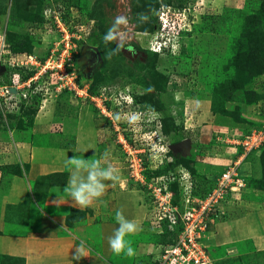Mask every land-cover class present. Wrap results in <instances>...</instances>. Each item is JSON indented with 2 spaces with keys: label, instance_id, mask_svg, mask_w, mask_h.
<instances>
[{
  "label": "rangeland",
  "instance_id": "374dc122",
  "mask_svg": "<svg viewBox=\"0 0 264 264\" xmlns=\"http://www.w3.org/2000/svg\"><path fill=\"white\" fill-rule=\"evenodd\" d=\"M59 1L69 11L66 22L61 20L64 31L58 26L57 19L45 16L48 15L45 12L49 13L48 7H56ZM167 1L0 0L1 60H9L19 54H31L39 58L43 65L55 67H47L43 77L40 76L35 82L36 86L43 85L45 81L52 83L48 89L45 87L44 94L39 97L40 101L37 97L39 102L35 103L32 98L16 94L11 98L14 100L4 105V109L0 108V139L31 140L35 118L41 109L42 115L50 118L49 122H45L47 130L76 134L80 130L89 132L95 139L96 149L99 148V151L96 150L98 158H103L101 145L110 146L111 150L106 151V158L101 163H110L116 169L125 171L127 178L130 158L140 155L143 161L149 163L163 157L167 143H175L183 129H189L193 137L199 135L201 130L210 133L209 139L199 135L200 141L192 143L187 153H177L180 161L194 165V169L195 162L203 159L206 154L208 157L214 156V148L238 150L240 156V148L229 142L231 137L264 128V0H197L200 6L197 8L198 13L191 15L190 32L179 37L171 50L158 54L157 58L149 55L145 61L134 64L135 67L152 65L154 60L157 68L167 76L165 88H157L161 91L154 93V105L135 104L131 101L127 106L113 108V114L105 115L99 112L89 96L86 99L78 97L71 73L73 52L84 41L87 33L93 31L91 37L105 39L107 49L116 48L114 44H123L131 38L143 46L146 40L143 43L140 38H135V30L151 31L150 23H157L159 6ZM40 17L44 20L41 21ZM88 18H94L96 25L83 28L82 23H86ZM194 23H197L195 27ZM31 34L35 37H27L28 40L32 39L31 52H16L18 47L26 49L21 43L25 36ZM59 53L62 54L61 63L56 58ZM68 56H72L70 64L67 63ZM133 63L131 61L126 65L131 68ZM58 64L62 69L67 66L68 73L59 80L60 83L56 81ZM163 74L156 77L161 79ZM149 76L152 78V74ZM4 77L8 78V75ZM45 85L48 87L47 83ZM58 85L59 89L56 88ZM163 99L164 103L169 100L171 105L162 107ZM132 114H137L138 119L130 120ZM117 115L119 119H116ZM160 116H163L161 120ZM262 148L251 153H260ZM247 155H241L240 158L243 160ZM201 162L209 163L205 160ZM254 162H257L255 171L258 176L247 179L248 185L241 192V203L247 197H252V188H257L256 181L263 177L260 156ZM221 163L207 172H221L225 167ZM65 167L60 172L42 174L31 179L36 202L29 193L16 209L25 211V214L21 213L20 219L30 230L39 228L44 212L65 215V223L56 227H59L58 231L62 234L76 233L78 242H86L88 247L98 253L103 243L101 233L104 224H114L113 221H116L113 212L92 218L90 209L46 205L52 196L68 195L64 191L69 176L68 166ZM12 169L14 173H21L19 165ZM152 171L146 170L145 176L152 179L156 176ZM128 181L146 195L147 204L152 206L148 188L133 179L128 178ZM150 218L149 215L145 219L144 224H147L143 231L128 237L134 253L126 255L123 252H112L108 260L110 264L137 263L135 250L145 242H152L161 250L162 246L155 238L156 226ZM241 248L246 253L252 251L247 242ZM146 259L147 256L143 258ZM250 261L252 264H264V251L256 252Z\"/></svg>",
  "mask_w": 264,
  "mask_h": 264
},
{
  "label": "crops",
  "instance_id": "0c3cea01",
  "mask_svg": "<svg viewBox=\"0 0 264 264\" xmlns=\"http://www.w3.org/2000/svg\"><path fill=\"white\" fill-rule=\"evenodd\" d=\"M49 121L50 118H45L40 109L35 118L31 140L0 139V264H6L2 262L3 257H9L13 264H110L108 260L112 250L108 238L118 226L116 221H113L114 224L112 222L104 224L101 251L96 253L86 242H83L82 251L77 252V246L81 244L76 239L77 234H62L58 231L59 227L58 229L56 227L65 223V215L44 212L39 228L33 230L27 229L28 225L20 219L21 213L23 215L25 211L17 210L16 206H19L29 193L33 195L31 179L64 170L65 166H68L66 161L78 155L103 162L106 158L105 153L107 155L106 151L111 150L110 146L101 145L103 158L100 159L96 155L99 148L96 149L95 139L89 132L84 133L80 130L76 134L69 131L61 133L47 130L45 122ZM219 129L220 127L217 130ZM199 135L210 138L207 131L201 130ZM199 135H196L198 142L201 138ZM213 150L214 156L208 157L206 154L203 159L195 162L196 173L217 175L221 172L207 171L221 162L226 167L238 160L241 175L258 176L255 171L257 162L254 161L258 159L260 153L248 154L242 160L239 158L238 150L220 148ZM204 160L209 163H202ZM17 165L21 167L20 174L13 172L12 168H17ZM68 171L70 175L69 167ZM117 172L120 179L106 180L104 193L89 206L76 205L69 195L55 198L52 196L46 205L56 208L73 206L78 209H90L92 218L111 212L115 216L116 212L120 211L126 219L139 225L136 232L143 231L147 224H144V221L151 211L150 204L146 202L147 197L128 181L125 171L117 169ZM252 190V197L242 200L244 203H241V194L244 190L240 194L230 193L223 202L224 214L210 227L205 243L217 264H252L251 256L253 258L256 252L264 251V190L258 188ZM32 197L36 202L34 195ZM234 198H238L237 201L233 200ZM246 242L252 248L251 253H246L241 248ZM158 250V246L152 242H145L135 250L137 262L135 264L153 263L160 254ZM146 256L148 259L143 260Z\"/></svg>",
  "mask_w": 264,
  "mask_h": 264
},
{
  "label": "built area",
  "instance_id": "2783aa9c",
  "mask_svg": "<svg viewBox=\"0 0 264 264\" xmlns=\"http://www.w3.org/2000/svg\"><path fill=\"white\" fill-rule=\"evenodd\" d=\"M199 6L197 0H168L158 8L155 29L151 31L135 30L137 35L135 38H140L143 43L146 40L142 46L144 49L163 54L172 49L169 45L173 36L180 29L190 30L191 15L198 13L197 8ZM47 10L49 13L45 12L48 14L45 16L54 20L57 19L58 26H61V30L64 31L61 20L66 22V6L59 1L56 2V7L49 6ZM135 42H137L136 39ZM70 53L72 54V52ZM1 58L0 51V66L7 67L8 78H5L0 72V108L4 109V105L10 100H14L11 98L16 94L24 98L40 97L44 94V90L52 84L45 81L43 85H35L36 80L40 76L43 77L48 67V64L43 65V62L41 63L35 55L19 54L18 57L14 56L6 61H2ZM56 58L57 60L60 59L61 63L62 54L59 53ZM67 58V63H69L72 56ZM21 67H24V70L18 69ZM58 67L59 73H57L58 80L56 81L60 83L59 80L63 76H67L68 73L66 71L67 66L62 69L61 65L58 64L56 65L57 70ZM52 68L55 67L49 69ZM55 77L56 75L53 79ZM45 83L48 84V87ZM10 87H15L16 93H12ZM56 88L59 89L60 86L58 85ZM183 130L182 133L180 132L182 139L190 138L192 143L198 142L195 140L197 134L194 131L192 133L195 134L196 138L190 134L189 129ZM229 142L240 148V158L241 155H247L262 148L264 128L254 129L251 133L244 135H234ZM167 144L163 157L146 163L143 161V157L135 155L130 158V164L127 168L128 178L144 184L150 191L152 197L150 220L158 229V233L163 232L164 221L168 224L169 229L178 230L177 236L172 238L171 242L160 243L162 246L160 254L151 264H217L205 243V239L211 225L224 214L223 202L228 195L230 193L240 194L246 187L245 178L239 172V161L228 164L217 175L193 173L187 167L179 165L173 170L154 176L152 179L147 178L145 176L146 170H156L174 161V156L170 153L169 146L171 143L168 142ZM174 183H177L180 189L177 203L174 202L175 192L172 189Z\"/></svg>",
  "mask_w": 264,
  "mask_h": 264
},
{
  "label": "flooded vegetation",
  "instance_id": "af4514ba",
  "mask_svg": "<svg viewBox=\"0 0 264 264\" xmlns=\"http://www.w3.org/2000/svg\"><path fill=\"white\" fill-rule=\"evenodd\" d=\"M95 23L94 18H88L82 26L92 28ZM92 32L87 33L84 41L73 52L71 73L74 76L75 89L79 93L78 97L86 99L89 96V100L94 102L99 112L105 115L113 114V108L127 106L131 101L135 104L154 102V93L160 90L150 83L148 67L134 66L135 63L137 65L148 58L147 51L133 40L124 41L123 44L118 42L117 45L114 44L116 48L107 49L105 39L99 41L91 37ZM131 61L134 63L130 68L126 63ZM4 67L0 72L6 76L7 67ZM18 69L22 71L24 67ZM167 101L164 103L163 99V105H171L169 100Z\"/></svg>",
  "mask_w": 264,
  "mask_h": 264
},
{
  "label": "clouds",
  "instance_id": "9594fccd",
  "mask_svg": "<svg viewBox=\"0 0 264 264\" xmlns=\"http://www.w3.org/2000/svg\"><path fill=\"white\" fill-rule=\"evenodd\" d=\"M182 31L190 30L180 29V31L173 36L172 42L169 45L170 47H172L177 42L178 38L181 37ZM140 46L142 47V45ZM142 49L147 52H153L144 49L143 47ZM150 90L151 89L149 88V91ZM162 117L163 116H160V120ZM119 118V115H117L116 119ZM129 119L136 120L138 119V116L137 114H132ZM66 164L70 168V175L64 191L71 197L76 205L81 207L89 206L94 200L102 196L106 187L104 183L106 180L116 181L120 179L117 169L112 164H102L99 159H86L83 155H78L74 158L68 159ZM115 220L118 226L114 230L113 235L108 238L109 247L115 254L123 252L126 255H132L134 249L132 247V242L128 237L138 230L139 225L132 220L126 219L120 211L116 212ZM82 249L83 242L77 246L76 251L80 252Z\"/></svg>",
  "mask_w": 264,
  "mask_h": 264
},
{
  "label": "trees",
  "instance_id": "16d2710c",
  "mask_svg": "<svg viewBox=\"0 0 264 264\" xmlns=\"http://www.w3.org/2000/svg\"><path fill=\"white\" fill-rule=\"evenodd\" d=\"M66 8H67V6H66ZM68 13H69V11H68V9H66V14L68 15ZM92 15V14H91ZM67 17V16H66ZM41 18V21H43L44 19H43V17H40ZM197 23H194V27H195V25H196ZM146 25V24H145ZM150 26L152 27V30L155 28V23L153 22V21H151V23H150ZM190 31H182L181 32V38H182V36L183 35H186L187 33H189ZM26 38L25 39H23V41H22V43H21V45H23L24 47H26V49H22V48H20V47H18L17 49H15L16 50V52H20V53H23V52H31V50L33 49V45H32V39H30V40H28L27 39V37H31V38H35L32 34L31 35H27V36H25ZM14 50V49H13ZM148 53V56L150 55V56H153V57H151V58H157V53H154V52H147ZM145 66H147L148 67V69H149V71H150V73L149 74H152V78H150V83H152V84H154L157 88H159V89H164L165 88V86L167 85V81H168V79H166L167 78V76H165L163 73H162V71H160L158 68H157V66L155 65V62H154V60H153V63H152V65L150 64H148V65H145ZM157 68V69H156ZM162 75L163 74V78H161V79H158V77H156V76H158V75ZM27 77V76H26ZM162 86V87H161ZM161 91V90H160ZM32 99H34L35 101V103L39 100V97H38V100H37V97H33ZM40 101V100H39ZM38 101V102H39ZM144 102H146L147 104H153V102H150V103H148L147 101H144ZM163 104V103H162ZM154 105V104H153ZM162 107H164V105H162ZM164 111V110H163ZM179 139H181V136L179 137ZM179 139L176 141V142H178L179 141ZM171 154L174 156V161L173 162H171V163H168V164H166V165H163L161 168H158V169H156V170H153L152 171V173H154L155 175H160V174H163V173H166V172H168L169 170H173V169H175L177 166H179V165H183V166H185V167H187L190 171H192L193 173H196V169H194V167L193 166H191V165H188V164H185V163H183L182 161H180L179 159H178V156H177V154H174L172 151H171ZM260 161H261V164H262V169H263V173H262V175H263V177L261 178V179H258L256 182V184H257V186L255 185V187H257L258 189H263L264 190V148H262V150H261V152H260ZM148 171H151V170H148ZM148 173V172H147ZM64 178H65V182H66V175L64 176ZM149 178V177H148ZM245 178V181H246V185H248V182H247V179L249 178V177H244ZM258 186H260V187H258ZM172 189L174 190V192H175V198H174V202H176L177 203V201H178V199H179V195H180V189H179V186H178V184L177 183H174V184H172ZM156 230H157V232H156V236H155V238H157L158 239V242H160V243H167V242H171L172 241V238H175L176 236H177V233H178V230L177 229H174V230H171V229H169V227H168V224L166 223V221H164V223H163V232L162 233H158V229L156 228ZM156 239V240H157ZM4 258V260L2 259V262L3 263H6V264H13L12 263V261L13 260H11V259H9V257H3Z\"/></svg>",
  "mask_w": 264,
  "mask_h": 264
},
{
  "label": "water",
  "instance_id": "95a60500",
  "mask_svg": "<svg viewBox=\"0 0 264 264\" xmlns=\"http://www.w3.org/2000/svg\"><path fill=\"white\" fill-rule=\"evenodd\" d=\"M4 69H5L4 66H0L1 71H3ZM10 91L16 93L15 87H10ZM191 144H192V141L190 138H184V139L179 140L178 142L171 143L169 147L174 154H177V153L184 154L188 152V150L191 147Z\"/></svg>",
  "mask_w": 264,
  "mask_h": 264
}]
</instances>
